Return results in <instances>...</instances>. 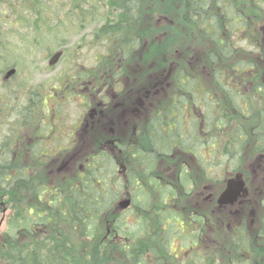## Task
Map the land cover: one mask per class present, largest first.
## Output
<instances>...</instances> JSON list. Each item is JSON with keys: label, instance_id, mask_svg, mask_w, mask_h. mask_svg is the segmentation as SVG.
Returning a JSON list of instances; mask_svg holds the SVG:
<instances>
[{"label": "trees", "instance_id": "trees-1", "mask_svg": "<svg viewBox=\"0 0 264 264\" xmlns=\"http://www.w3.org/2000/svg\"><path fill=\"white\" fill-rule=\"evenodd\" d=\"M77 1L74 10L91 6L89 9L101 20V28L95 33L97 42L110 47L116 40L123 43L121 51L131 52L137 37L118 40L115 35L125 30L123 25L136 22L150 0H90L93 5L88 0ZM158 1L154 2L156 6ZM163 1L170 4L176 0ZM243 1L187 0L182 14V24L200 31L199 36L208 45V74L232 105L230 112L208 90L200 89L198 75L189 74L187 65H180L172 79L176 90L174 114L150 119L139 143L100 144L81 175L64 187L35 177L34 169L22 160L27 152L30 161L43 155L44 143L38 142V136L26 146L18 140L11 143L13 139L8 136L3 138L0 205L7 206L9 215L0 236V264H213L196 247L215 213L192 203L194 179L185 168V160L178 159L185 154L196 157L202 179L223 185L225 177L220 181L210 173L215 165L224 157L242 165L245 155H237L236 150L239 145L242 150L247 146L246 142L241 144L243 138L255 136L264 141V105L253 120L256 127L250 134L249 127L236 123L231 113L250 117L252 107L249 105L246 112L243 94L224 82L225 78L229 82L236 78L251 81L264 95V49L261 34L255 29L256 19L264 18V6H260L264 3ZM114 10L121 11L122 16ZM243 33L248 49L237 45ZM237 50H241V59ZM113 161L126 167L125 172L120 167V178L108 167L114 165ZM169 163H174L173 173L164 171ZM122 194L131 200L125 209L116 201ZM129 209L132 216L127 219ZM175 239L186 243L182 246H187V258L178 260L176 249L171 250ZM255 247L245 225L233 230L231 256L244 252L252 255ZM218 264L233 263L224 258Z\"/></svg>", "mask_w": 264, "mask_h": 264}, {"label": "rangeland", "instance_id": "rangeland-1", "mask_svg": "<svg viewBox=\"0 0 264 264\" xmlns=\"http://www.w3.org/2000/svg\"><path fill=\"white\" fill-rule=\"evenodd\" d=\"M75 1L0 0V144L8 136L10 141L13 139L11 143L18 140V143L26 146L38 136V142L41 145L44 143L43 155L35 161H30L28 152L22 157L34 169L35 177L50 180L61 187L68 186L81 175L100 143L112 136L110 133H114V137L125 138L123 142L133 144L136 136L142 132L143 119L148 112L167 113L176 94L172 76L180 65H187L189 74L198 75L200 89L208 90L211 97L223 103L230 112L232 105L214 86L208 74L210 65L205 62L207 43L199 36L200 31L192 25L182 24V14H185L187 6L184 2L187 0H176L170 4L163 0H160L162 4L158 0H150L136 22L128 27L123 25L125 30L116 34V39H138L130 53H125L124 48L121 51L123 43L120 44L115 38L114 46L110 47L97 42L95 33L101 28L100 18L94 16L95 13L89 9L91 6H82V11L74 10ZM88 1L90 5L94 4ZM155 1L159 2L157 6ZM247 1L254 3V0ZM114 13L122 16L119 10H114ZM256 20V29L262 37L261 48L264 49V18ZM244 39L245 33L239 34L237 40L240 43L237 45L248 49ZM240 51L237 50L239 59L242 57ZM10 69L16 72L5 79ZM112 72L113 75L115 72L123 73L117 81L118 85L108 81L112 78ZM90 74L93 75L92 84L97 85L94 95L96 113L89 116L90 129L81 131L77 123L82 107L81 97L76 93V77ZM224 82L226 86H232V82L226 78ZM246 96L252 106L253 118L260 110V99L252 92ZM138 98L142 99L140 105L143 109L140 112L136 110ZM231 115L236 123L248 126L247 119L235 113ZM81 136L82 139L78 141ZM257 152L251 146V149H246L247 155L242 165L239 166L230 157H224L210 171L221 181L238 166L246 170L249 194L244 198L247 203L234 207L216 206L223 186L203 180L202 170L194 161L187 160L189 174L194 179L190 189V193L194 191L192 203L202 210H213L215 213L206 224L196 247L213 264H218L224 258L230 259L233 264L262 263L264 163L260 168L254 167L253 158ZM260 152L264 154V150ZM122 164L117 162L108 166L117 178L122 176ZM166 169L170 171L168 167ZM125 199L128 198L122 194L116 201L119 203ZM30 201L34 203L33 199ZM8 215L7 206L0 205V236ZM131 216L129 209L125 217L129 219ZM241 224L245 225L256 250L252 255L244 252L231 256L229 248L233 230ZM184 244L180 239L171 241V250L176 249L178 260L189 256L187 246H182Z\"/></svg>", "mask_w": 264, "mask_h": 264}, {"label": "flooded vegetation", "instance_id": "flooded-vegetation-1", "mask_svg": "<svg viewBox=\"0 0 264 264\" xmlns=\"http://www.w3.org/2000/svg\"><path fill=\"white\" fill-rule=\"evenodd\" d=\"M256 29V27H255ZM263 29V28H261ZM94 70V69H93ZM117 72V71H116ZM114 73L113 75V72H112V78L111 80L108 79V81H113L115 82L116 85L117 84V81L119 80V78L121 76H123V73ZM109 75V74H108ZM78 76V75H77ZM174 76V74H173ZM173 76H172V79H173ZM78 78L77 79V88H76V93L78 96L81 97V107H82V114L80 116V118L78 119L77 123L79 124V129L82 131V130H89L90 129V122H89V116H93L92 113H96V107H95V102H94V95H95V92H96V88H97V85L94 86L92 84V81H93V75H85L83 77H76ZM173 82V80H172ZM232 86L234 88H238L239 91H237L239 94H243L244 96V100H242V103H244V110L247 112L248 111V106L250 105L251 106V103L248 102L247 100V94L248 92H252L254 93V95L257 97V99H260V108H262V105H264V95L260 94L261 93V89L259 87L258 90H255L254 87L256 86L255 83L251 82V81H245V80H242L241 78H236L232 81ZM264 82V81H263ZM174 84V82H173ZM248 85V87H247ZM260 86V84H259ZM175 87V86H174ZM220 91V90H219ZM221 92V91H220ZM175 93H176V90H175ZM222 93V92H221ZM176 95V94H175ZM141 100L140 98L137 99V106H136V110L138 112L142 111L143 107L142 105H140L141 103ZM175 100H176V96H174L169 108H168V111L167 113L166 112H155V113H151V112H148V114H146V117L143 119V123H142V132L139 133L138 136H136V140L138 143L139 141H141L142 139V133H143V128L144 126L147 124V122L152 119L153 117L155 116H168L170 117L169 115L174 114V111L172 110L173 108V105L175 103ZM252 107V106H251ZM139 108V109H138ZM140 110V111H139ZM264 111V110H263ZM124 115H126V112H123ZM247 114H245L243 116V118L247 119V124H248V127H249V133L251 134V128L253 127H256V122H254V118H251L250 117H246ZM126 118V117H125ZM250 119V121H249ZM120 121L123 123V119H122V115L120 114ZM240 124V123H238ZM110 138H108L107 140H105L104 142L100 143L101 145H104V146H110V145H122V144H128L129 142L126 141V142H123V140H126L125 138H121V137H114V133H110ZM116 136V135H115ZM82 139V136L81 138L78 137V141ZM94 140V139H93ZM243 142H246L247 143V146L242 150V147L239 145L237 147V150H236V154H240L241 152L244 154V155H247L245 154L246 153V149L249 148L251 149V146H253V150L255 151H258L257 154H255V157L253 158L254 159V167L256 168H260L262 163H264V154L260 152V150H264V141L263 140H259L258 137H250V139L246 140L245 138L242 139L241 141V144ZM262 143V144H261ZM262 145V146H261ZM206 153V151H205ZM190 159L191 161H194L196 163V165L199 167V169L201 170L200 166L198 165L197 163V160H196V157L192 158V155H186L182 158H179L178 161H184L185 162V168L186 170L188 171V163L187 160ZM122 168V171L125 172L126 171V167L124 165H121L120 166ZM173 173L174 171V163H169L167 166L164 167V171L166 170V172H170V171H167V168ZM171 173V174H172ZM229 173V172H227ZM236 176H238V180H243L244 182V192H242L240 194V196L237 198V200L232 204V205H225V206H219L217 204V199H216V206L218 207H228V206H237V205H245L247 203V200L244 198L246 197L248 194H249V181H248V177L246 176V170H241L240 169H233L229 176L228 177H225L224 179V183H223V190L225 189V186H226V181L227 179L229 178H235ZM193 186V184L191 185ZM223 190L221 191V193L223 192ZM220 193V194H221ZM219 194V195H220ZM218 198V197H217ZM254 246L255 243H254ZM261 264H264L263 262Z\"/></svg>", "mask_w": 264, "mask_h": 264}, {"label": "water", "instance_id": "water-1", "mask_svg": "<svg viewBox=\"0 0 264 264\" xmlns=\"http://www.w3.org/2000/svg\"><path fill=\"white\" fill-rule=\"evenodd\" d=\"M15 72V69H10L9 71H7L5 79H9L15 74ZM242 192H244L243 180H238V176H236L235 178H229L226 181L225 189L217 198V204L219 206L232 205ZM118 205L121 209H125L130 205V200H122Z\"/></svg>", "mask_w": 264, "mask_h": 264}]
</instances>
